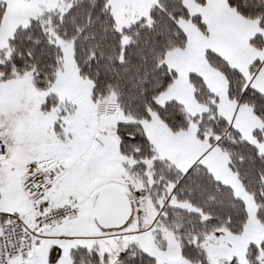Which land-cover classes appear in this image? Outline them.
I'll return each mask as SVG.
<instances>
[{
  "label": "snow or ice",
  "instance_id": "snow-or-ice-1",
  "mask_svg": "<svg viewBox=\"0 0 264 264\" xmlns=\"http://www.w3.org/2000/svg\"><path fill=\"white\" fill-rule=\"evenodd\" d=\"M0 264H264V0H0Z\"/></svg>",
  "mask_w": 264,
  "mask_h": 264
}]
</instances>
